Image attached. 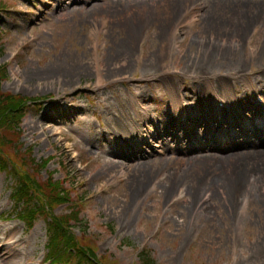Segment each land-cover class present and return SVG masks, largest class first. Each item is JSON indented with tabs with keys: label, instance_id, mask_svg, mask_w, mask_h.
<instances>
[{
	"label": "rangeland",
	"instance_id": "rangeland-1",
	"mask_svg": "<svg viewBox=\"0 0 264 264\" xmlns=\"http://www.w3.org/2000/svg\"><path fill=\"white\" fill-rule=\"evenodd\" d=\"M139 1L149 4L141 12L132 6ZM5 3L0 92L41 100L26 109L14 131L0 133L1 151L28 169L49 160L38 181L59 180L70 194V203L54 205L52 214L63 216L74 207L79 214L71 229L79 246L92 250L95 264H141L145 251L153 264H264L261 160L230 167L243 175L240 188L230 190L232 215L222 204L224 194L206 199L204 181L217 164L205 170L193 162L246 151L257 138L240 146L245 138L237 131L229 145L240 147L206 151L200 147L207 142L195 141L207 136L205 120H191L194 114L215 116V94L226 96L221 111L230 115L256 109L255 95L264 107V6L244 13L251 17L245 28L237 27L244 33L234 52L233 37L225 32L231 28L228 11L239 6L230 0H187L178 10L167 5L171 0ZM116 15L137 33L127 45L133 54L126 70L118 57L122 24L113 29ZM158 18L172 29L165 42L158 38ZM91 23L97 27L93 42ZM221 43L230 47L206 55L208 44ZM178 117L188 120L190 133L174 122ZM229 128L222 125L224 133ZM193 186L201 190L188 210ZM13 187L0 169V264H48L46 220L39 216L31 228L20 222Z\"/></svg>",
	"mask_w": 264,
	"mask_h": 264
},
{
	"label": "trees",
	"instance_id": "trees-1",
	"mask_svg": "<svg viewBox=\"0 0 264 264\" xmlns=\"http://www.w3.org/2000/svg\"><path fill=\"white\" fill-rule=\"evenodd\" d=\"M4 8L3 0H0V12ZM4 70V67H0V82L4 78ZM31 100L33 99L9 94L3 95L0 92V133L4 130H15V126L24 114L27 102ZM2 145L3 137L0 135V169L8 170L14 179L15 186L12 199L18 202L19 219L30 227L38 215H45L49 218L47 223V234H49L47 259L51 263L65 264L72 258L79 257L81 259V256H86L90 249L83 247L82 249L79 246L78 239L72 233L71 225H69L71 220H76L78 214L76 215L73 211L65 216H54L52 214L54 205L69 202V193L51 177H48L44 183H40L36 178L34 163L30 168L31 171L27 166L12 163L1 151ZM18 154H20L19 151L16 155ZM20 160H24L23 155H21ZM27 161L30 162V159H27ZM48 162V159L42 160L38 164V169L45 168ZM24 169H26V172L23 171ZM86 259L88 260V257ZM90 261L91 258H89L88 263L93 264ZM141 264H152V259L146 251L141 257Z\"/></svg>",
	"mask_w": 264,
	"mask_h": 264
},
{
	"label": "bare ground",
	"instance_id": "bare-ground-1",
	"mask_svg": "<svg viewBox=\"0 0 264 264\" xmlns=\"http://www.w3.org/2000/svg\"><path fill=\"white\" fill-rule=\"evenodd\" d=\"M89 1L90 0H71L72 3H82V4H86ZM186 1L187 0H171L172 4H167V5H170L169 7L176 8L178 10L179 7L181 5H184V3ZM167 2L168 1H166L164 3L166 4ZM216 4H217V2H216ZM263 4L264 3H261L259 0H237L236 2H234V0L233 1L230 0L229 5H231L233 7L238 5L239 6L238 11L240 10V12H238L235 8H233L234 11L233 10L228 11V12H230L229 17L231 18V28H230V30H228L226 32L224 31L225 32V38H228L229 36L233 37V39L231 38L232 40H230L231 42L229 41V44L232 45V42H235V43H233V45L235 44L234 52H238V51H236L237 50V44L236 43L239 41V38L244 33L243 29L249 23V19L251 17L250 13H249V15H245L244 13L246 12V14H247L249 11V8H251V6L258 8V9H262V6H264ZM111 5H120V4L118 2L111 1ZM148 5L149 4H146L145 1L144 2L139 1V2L133 3L132 6H135V8H138V10L140 8V12H141V9L146 8ZM172 14H174V13H172ZM181 15H182V13H181ZM157 21H158L157 23L160 25V27L158 26V28L156 29V30H158V35H159L158 38L161 39L160 42H165L167 32L170 31V33H172V29L170 28L167 21L162 22L159 18ZM119 22H120V24H122V26L119 27V30L121 33V38H120V42H119V46H118V50H119L118 57L122 58V64L120 65V67L126 70L127 69L126 67L130 64L129 60L133 54L132 48L127 47V45L132 43L133 37H135V35L137 33H136V30H133V27L126 21L125 17H123V16L117 17V15L113 17V26H114L113 29L114 30L116 29L115 27H117V24H119ZM91 24L92 25H91V30H90V38L92 39V42H93L95 33L97 31V27H95L93 25V23H91ZM240 25L243 26L244 28L243 29H237V27H240ZM253 31H254V29H253ZM233 40H235V41H233ZM199 43H201V42H199ZM224 43H225V41H224ZM207 47H210V50L208 51L209 53H207L205 51L206 55L211 54L212 56H214V54H215L214 50L219 51L222 49H226L230 46H227V45L221 43L219 45L214 44L213 46L208 44ZM161 51H163V47H162ZM136 52H137V50H136ZM153 57H156V55L153 54L152 58ZM201 59H203V58L201 57ZM156 60H158V62L161 63L162 58H158ZM223 97H224V100L226 101L227 100L226 96L224 95ZM74 111H75V109L73 110V112ZM192 117H193V119H199V118H202L203 115L194 114ZM132 133H134L133 130H132ZM256 133L260 134L258 132H256ZM214 146H216V145L212 146L211 144H206V145L204 144V145H201L200 148L204 149L206 151H212V148L215 149ZM248 146H249V148H247V149L243 148V150H246V151H243V152L239 151L238 152L237 149H234V151H231L229 153H232V152H238V153L229 154L228 156H225V154H222L223 156L222 155L217 156V158L205 157V158L193 160L195 166L199 165V164H203V168L205 170H208V169L212 170L213 167H212L211 163L215 162V164H217V170H214L215 175H213V176L206 175L207 179L204 181V183H206V186H207V187H203V188H206V190H205L206 199L207 200H210V199L213 200V196L215 193H216L215 194L216 197H217V195L221 196L222 194H224V203H222V204H223L224 208L229 209L231 215H232L231 211L233 209V201L231 198L229 199V195L232 194V193H230V190L232 192H234L235 189L240 188V187H236V186H238V184H240V182H241L240 180H242V178H243L242 173H237V172L233 173L230 170L231 169L230 167H232L235 163H238L242 160L252 161V160L257 159L256 162H259V160H261L260 164H262V167L259 170L258 178H260L261 187H262V189H264V174H263L264 173V140L259 141V143L256 145L255 144H249ZM217 148L218 149H215L217 151H220V149L221 150L225 149V148H219V147H217ZM250 148H254V149L257 148L258 150H252ZM140 158L143 159V158H145V156L142 155ZM108 165L113 169H119V167L116 166V164L113 163V161L108 162ZM135 181H137V180H134V182L131 183L130 188H132V185L135 183ZM200 190H201V188H198L197 186H193L191 191L188 193L190 196V202L188 203V205L186 207L188 210L195 208V199L198 197V193ZM231 197H232V195H231ZM130 199L134 200L131 193H130ZM129 201L122 200L121 203L129 202ZM4 237H10L11 239H13L14 235L10 236V234H5ZM0 253H2V252H0Z\"/></svg>",
	"mask_w": 264,
	"mask_h": 264
}]
</instances>
